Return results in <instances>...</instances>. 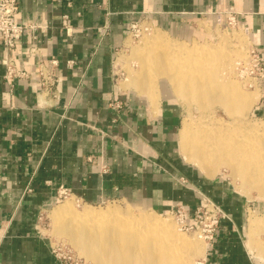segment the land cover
<instances>
[{"label": "crops", "instance_id": "0c3cea01", "mask_svg": "<svg viewBox=\"0 0 264 264\" xmlns=\"http://www.w3.org/2000/svg\"><path fill=\"white\" fill-rule=\"evenodd\" d=\"M18 1L17 21L42 28L27 32L14 51L30 77L13 87L0 45V264H68L39 225L62 189L91 205L123 201L165 213L184 207L189 221L211 199L228 219L207 245L204 264H264L247 244L256 203L224 172L208 176L187 162L178 145L181 109L156 103V91L124 88L115 67L137 23L187 42L220 20L229 26L231 14L264 60V0ZM42 67L57 75L58 98L40 94ZM259 87L256 117L264 116V79ZM115 100L122 109L111 107Z\"/></svg>", "mask_w": 264, "mask_h": 264}, {"label": "bare ground", "instance_id": "6f19581e", "mask_svg": "<svg viewBox=\"0 0 264 264\" xmlns=\"http://www.w3.org/2000/svg\"><path fill=\"white\" fill-rule=\"evenodd\" d=\"M236 37H219L216 47H187L180 41L171 43L160 32L151 34L145 39L147 48L136 54L142 71L131 73L123 87L136 86L154 96L158 80L163 78L188 104L203 109L222 105L243 115L259 98V88L246 93L233 82L220 85L210 79L206 68L219 56L222 62L229 61L228 53L236 51L230 46L244 44L242 36ZM205 118L197 121L190 116L183 123L179 143L186 161L208 176L227 168L235 184L240 181L243 188L256 189L264 196V126H249L236 119L239 122L234 127L215 118L206 123ZM253 213L249 216L248 245L251 252L261 255L264 244L257 236L264 234V217ZM52 218L55 232L67 237L93 264H189L190 258L201 254L195 241L155 212L137 215L131 209L96 210L90 206L77 211L68 201L52 212Z\"/></svg>", "mask_w": 264, "mask_h": 264}, {"label": "rangeland", "instance_id": "374dc122", "mask_svg": "<svg viewBox=\"0 0 264 264\" xmlns=\"http://www.w3.org/2000/svg\"><path fill=\"white\" fill-rule=\"evenodd\" d=\"M158 32L165 35L171 43L174 42L176 43L180 41L170 38L168 35L162 33L161 31L155 29L152 26H149L146 23H137L131 28V31L125 42V46L119 51L115 59L116 70L119 73L123 82L124 81L127 82L129 77L131 76V73H140L142 71L143 64L138 60L136 54L139 52L138 50H144L145 48H147L146 47L147 44L145 41L146 37ZM223 36L231 37V38H237L236 36H242L244 39V44L238 45L236 43H233L231 45L233 46V48L230 46L231 50L236 49V51L238 52L231 51L230 53H228L227 59L229 61L222 62V59H220L219 56L217 59L211 60L209 61V63H207L206 68L209 72L210 79H212V81H215L220 85L226 84L227 82L228 83L233 82L234 86L240 88L242 91L246 93L252 92L257 88H260L258 82L257 83L253 82V80L248 74L242 73V69L244 70V67L249 61V55L252 48L249 35L244 29L236 26L229 27L226 25V23L223 20H220L218 22H215L214 24L207 25L205 28H203V30L199 32L198 36L194 41H187V42L180 41V42L184 43L187 47H194L197 44L216 47L217 39ZM118 60L120 61V63H117ZM250 84L251 85L254 84V87H250ZM157 86H158L156 89L157 100L155 101L156 103L164 100H169L175 103L181 109L183 115H182V125L180 129H182L185 119L190 116L197 119V121L201 120V117L202 118L206 117L204 119L206 123L211 122L215 118V120H219V122H223L224 124L226 123V125H233L234 127L238 126L237 122L239 121H237L236 119L239 120L243 119V122L245 121V123H248L249 126L250 125L264 126V116L256 117L252 114L253 109L256 106L257 102L259 101L260 96L257 99V101L253 104L250 111L242 115L238 113L236 110H233L232 108L229 107H224L222 105H213L207 109H203L200 107L201 108L200 109L196 103L188 104L180 96L174 93V87H172L170 83H167L163 78L158 80ZM131 89L137 91L142 96L150 97L147 93L141 92L134 87H132ZM178 145H179V151L182 157H184L179 142ZM228 171L229 170L227 168L221 167L219 170L215 172L214 175L222 172L228 175L235 189L241 195L246 197V199H249V201L256 203V209H252L250 211V214L254 212L253 213L254 215L264 217V196H261L259 191L256 189H252V188L249 189V187L243 188L240 181H238L239 183L235 184L233 179H231L230 177V171L229 173ZM68 201L73 203L77 211H83L86 207L90 206L91 208H94L96 210H107L108 208H112V207H118L121 209H131L132 212H134L137 215L140 214L141 212H150V213L155 212L162 218L170 219L175 225L176 229L179 231V233L195 241L199 245V247H201V254L190 258L189 261L191 263L189 262V264H197V262L201 261L205 257L207 250L206 242L199 237L198 233L194 231L182 230L180 228L179 223L177 222V219L174 217L172 213L160 212L148 206L134 205L123 201H111L100 205H91L82 202L73 196H67L66 198L61 199L58 203H56L55 205H53L43 213L39 225L44 235L50 239L51 243L53 244L57 252L62 254L64 257H66V261L68 260V263L75 264L76 262H78V264H93L90 261L88 262L86 257L80 254V252L73 246V244L70 242L69 239H67V237L61 236L55 232V224L52 218V212L58 206L63 205ZM257 241L264 244L263 233L257 236ZM247 244H248V237H247ZM251 253L253 254V256L257 258L264 259L263 253H261V255L256 251ZM177 261L180 263L179 260Z\"/></svg>", "mask_w": 264, "mask_h": 264}, {"label": "built area", "instance_id": "2783aa9c", "mask_svg": "<svg viewBox=\"0 0 264 264\" xmlns=\"http://www.w3.org/2000/svg\"><path fill=\"white\" fill-rule=\"evenodd\" d=\"M19 11L20 4L18 0H0V45L3 46L7 53L2 63L6 67V79L12 87L15 85V81L27 80L30 77L29 73L21 70L17 66L14 51L21 44L27 32L42 28L38 24L19 23L17 21ZM227 20L229 26H236L237 23L234 15H229ZM70 22L69 17L65 16L63 23L66 28L70 26ZM51 62L53 68L58 67L59 62L57 59H53ZM68 65L72 68L74 62L70 61ZM53 68L42 67L40 69V94L46 97L58 98L59 92L57 87L59 79ZM242 73L248 74L253 82L256 83L264 79L263 55L256 48H251L249 61L244 67V70L242 69ZM250 87H254V84H250ZM111 107L115 110L122 109V104L120 101L115 100L111 103ZM67 196H70V192L67 189H62L60 198L63 199ZM172 214L177 219L182 230L198 233L199 237L203 239L207 245L214 242L222 221L228 219L223 208L211 199H206L205 204L196 209L192 221H189L184 207L175 208ZM59 255L66 261V257L60 253ZM66 262L68 263V260ZM75 264H78V262ZM197 264H204V261L201 260L197 262Z\"/></svg>", "mask_w": 264, "mask_h": 264}]
</instances>
